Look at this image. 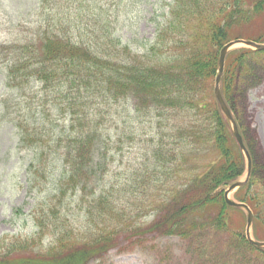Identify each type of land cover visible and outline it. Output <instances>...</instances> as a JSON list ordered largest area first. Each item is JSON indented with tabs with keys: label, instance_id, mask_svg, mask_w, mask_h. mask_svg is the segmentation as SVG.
<instances>
[{
	"label": "trees",
	"instance_id": "16d2710c",
	"mask_svg": "<svg viewBox=\"0 0 264 264\" xmlns=\"http://www.w3.org/2000/svg\"><path fill=\"white\" fill-rule=\"evenodd\" d=\"M172 1L165 5L168 16L164 15L163 22H157L156 35L140 55L132 53L130 46L109 29L104 31V25L99 28L101 43H104L101 48H93L91 42H76L67 32H63L67 35L57 32L58 22L60 26L67 25L73 17L81 15L83 9L76 5V1L57 0L49 4V0H40L39 13L48 14L44 20L46 24H42L45 29L40 30L38 37L26 42L0 43V67L5 72L6 89V93L0 96V122L12 125L15 145L25 151L27 175L33 174V188L37 186L42 192L43 188L53 187L52 193L64 199L69 194L85 192L86 183L96 166L95 157L105 122L117 124L118 118L128 117L131 120L120 122L125 126L154 109L158 118L156 122L160 125L165 123L164 118L182 115L180 110H195L196 116L203 120L189 123L182 133L195 142H212L217 158L207 170L176 190V196H170L168 202L160 204L170 208L182 206L179 211L162 215L157 222H173L158 228V231L162 230L160 232L184 235L189 229L185 215L189 211L195 215L194 210L208 206L205 207L207 210L214 203L220 206L219 214L214 210L213 225L226 226V203L220 189L237 180L246 169L243 153L214 97V83L220 50L226 43L237 38L264 42V32L258 35L245 32L264 14V0ZM58 14L61 15L59 19ZM127 14L128 11L119 16L120 19L128 17ZM106 16L109 18V13ZM103 17L105 19L104 14ZM129 25L124 23L123 27ZM53 26L56 27L51 29ZM75 28L80 29L78 23ZM254 54L264 59V50L250 48L236 49L226 57L221 91L239 123L243 114L238 110V95L249 75L247 72L252 71L249 61ZM254 74L250 72V76ZM32 84L39 87V92L33 96L27 93ZM100 100L110 104L108 107L99 105L97 101ZM49 101H52V109H59L65 118L69 117V126L62 131L51 124L57 126L56 118H51L52 110L47 108ZM123 107L125 116L118 112ZM242 129L244 142L253 157L250 138L248 140L245 128ZM103 139L101 145L105 146V157L109 131L108 139ZM58 161L61 169L54 167ZM262 168L255 163L249 181L235 195L252 209L254 223L259 222L264 227V184L263 178L256 173ZM46 173L50 174V185L41 186L37 183L38 176ZM243 190L246 192L241 194ZM190 191L199 193L190 197ZM100 203L104 207L109 204L103 194ZM56 207L34 206L36 230L30 238L32 243L28 239L11 237L2 243L0 264H88L91 258L100 257L114 245L115 233L112 237H98L97 241H105L95 243L94 240V244L75 242L62 249L53 245L47 252L33 253L30 249L50 235L49 216L58 212ZM212 207L209 211L214 212ZM108 211L113 213L114 207ZM178 216H184L179 230L176 226L179 224L174 222ZM61 235L56 236V242L62 240Z\"/></svg>",
	"mask_w": 264,
	"mask_h": 264
},
{
	"label": "rangeland",
	"instance_id": "374dc122",
	"mask_svg": "<svg viewBox=\"0 0 264 264\" xmlns=\"http://www.w3.org/2000/svg\"><path fill=\"white\" fill-rule=\"evenodd\" d=\"M54 1L57 0H49V4ZM71 1H76V5L81 6L82 14L73 17L72 22L67 25L60 26L58 22L57 32H67L76 42H91L93 48H101L104 43H101L99 28L104 25V31L109 29L110 33L130 46L132 53L140 55L156 35L157 22H163L165 16H168L165 14L168 11L165 5L173 2ZM39 5L40 0H0V43L14 40L26 42L37 38L40 30L45 29L44 20L48 14L42 11L39 13ZM75 10L71 12L74 13ZM100 11L103 13L99 15ZM126 11L128 17L120 19L119 16ZM60 16L57 15L58 19ZM153 18L156 21H152ZM77 23L80 29L75 28ZM124 23L130 25L124 28ZM54 27L56 26L51 29ZM245 32L252 35L264 32V14ZM237 48L240 46L233 49ZM252 59L249 61L252 71L247 72L246 75H249L245 77V83L239 95L237 94L240 98L238 110L243 114L238 125L240 131L245 128L248 140L250 138V148L254 155L252 159L255 157L253 165L256 163L257 166H263L256 173L263 178L264 184V59L256 54ZM250 72L255 74L250 76ZM4 80L5 72L0 67V96L6 93ZM38 92L36 84H32L27 90L32 96ZM97 102L105 107L110 104L104 100ZM51 103L52 101L47 103V108L52 110L51 118H56L54 120L57 126L55 123L51 124L62 131L69 126V117L65 118L59 109H52ZM124 110L123 107L118 112L125 116ZM155 112L152 109L150 114L125 126L120 122L131 120L128 117L118 118L117 124L105 122L103 137L99 140L100 147L95 157L96 166L86 183L85 192H81V195L69 194L64 199H59L57 193H52L53 187L43 188L42 192L38 191L37 186L33 188V174L27 175L24 165L25 151L16 147L12 125L0 122V250L4 248L2 243L13 236L28 239L32 243L30 238L36 230L34 206L47 209L57 205L59 214L57 212L49 216V224L52 225L48 229L50 235H46L38 246L30 249L33 253L47 252L53 245L62 249L75 242L92 243L99 240L100 236L112 237L115 233L114 245L100 257L91 258L88 264H264V246L257 247L246 238L247 212L242 208L225 204L226 226L223 228L213 225L220 206L214 203L207 210L205 207L208 206L194 210L195 215H191L190 211L185 215V224L189 229L184 235L158 231V228L173 223L166 221L158 224L162 215L179 211L182 206L170 208L161 207L160 204L168 202L170 196H176L174 192L185 186L189 179L193 180L207 170L217 158V151L212 142H195L182 133L189 123L203 120L196 116L195 110H180L182 115L164 118L165 125L156 122L158 118ZM233 113L236 117V113ZM108 131L110 141L108 140L107 156L104 157L105 146L101 142L103 143V138L108 139ZM244 163L246 165L245 156ZM54 167L61 169L59 161ZM244 179L245 174L239 180ZM50 180V174L46 173L38 176L37 183L49 186ZM227 187L228 185L220 189L223 199ZM245 192L243 190L241 194ZM198 193L190 191L188 194L196 197ZM102 194L109 202L106 207L100 203ZM230 197L238 200L235 193H231ZM110 207H114L113 213H109ZM211 207L212 211L216 209V214L215 211H209ZM183 217L174 219L175 224H179L176 225L177 230L184 223ZM59 233L62 234V240L56 242ZM250 233L254 239L264 241V227L259 222L252 221Z\"/></svg>",
	"mask_w": 264,
	"mask_h": 264
},
{
	"label": "water",
	"instance_id": "95a60500",
	"mask_svg": "<svg viewBox=\"0 0 264 264\" xmlns=\"http://www.w3.org/2000/svg\"><path fill=\"white\" fill-rule=\"evenodd\" d=\"M237 45H246V46L253 47L255 49H261V50L264 49V44L256 43V42L251 41V40L238 39V40H234V41H231L228 44H226L220 52L219 70H218V75L216 78V85H215V95H216V98H217V100L221 106L223 113L228 118V120L231 122L233 134L235 135L236 139L238 140L240 148L244 152L246 159H247V177H246V179L244 181H237V182L232 183L228 187V189L225 191V200H226L227 204H229L231 206L242 207L247 211V213H248V225H247L248 240H250V242H253L258 246H262V245H264V242H262V243L254 242L251 238V235H250V226H251V222H252V212H251L250 208L246 204L235 202L230 198V193L234 192L236 189H238L240 186L244 185V183L247 182L248 177H249L250 172H251V167H252L251 156H250L248 150L246 149V147L243 143V139H242V136L239 132L238 125H237L236 121L234 120L229 108L227 107L226 102L224 101V98H223V96L221 94V90H220V80H221V76H222L223 71H224L226 54L230 49H232L233 47H236Z\"/></svg>",
	"mask_w": 264,
	"mask_h": 264
}]
</instances>
